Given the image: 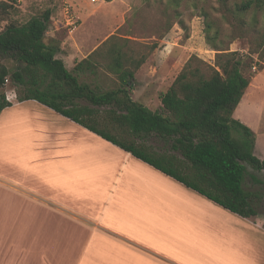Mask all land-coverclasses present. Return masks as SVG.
<instances>
[{
	"label": "crops",
	"instance_id": "crops-1",
	"mask_svg": "<svg viewBox=\"0 0 264 264\" xmlns=\"http://www.w3.org/2000/svg\"><path fill=\"white\" fill-rule=\"evenodd\" d=\"M76 46L63 37L56 57ZM8 99L0 264H264V215L225 208L36 99Z\"/></svg>",
	"mask_w": 264,
	"mask_h": 264
},
{
	"label": "trees",
	"instance_id": "trees-1",
	"mask_svg": "<svg viewBox=\"0 0 264 264\" xmlns=\"http://www.w3.org/2000/svg\"><path fill=\"white\" fill-rule=\"evenodd\" d=\"M17 3L0 0L1 13H10ZM250 7H258L264 16V0L242 3V9ZM51 21L52 9L47 8L0 31V57L20 63L12 71L0 63V87L10 77L23 89L19 100L36 99L50 106L235 213H259L254 205L258 195L244 186L245 162L264 169V158L254 153L252 127L234 117L250 83L240 58L228 56L219 64L222 72L213 68L209 77L185 66L160 94V108H151L132 97L129 86L135 71L124 66L120 53L112 64L119 74L116 88L104 90L82 80L81 74L95 66L93 52L68 69L56 57L61 40H45ZM10 105L0 94V113ZM126 134L140 140L156 136L171 152L127 141Z\"/></svg>",
	"mask_w": 264,
	"mask_h": 264
},
{
	"label": "rangeland",
	"instance_id": "rangeland-1",
	"mask_svg": "<svg viewBox=\"0 0 264 264\" xmlns=\"http://www.w3.org/2000/svg\"><path fill=\"white\" fill-rule=\"evenodd\" d=\"M64 1L18 0L11 17L0 20V31L50 8L54 13L55 36L60 40L69 37L78 41L77 53L68 54L66 49L64 55L60 52L69 69L83 58V52L91 50L95 66L81 74L82 80L104 90L116 88L120 80L112 64L120 53L124 66L135 71L129 86L132 97L158 109L160 94L185 66L209 77L213 68L222 72L219 64L228 56L240 58L250 83L243 102L236 108L241 117L236 111L234 117L252 127L256 135L254 153L264 158V16L261 9H242V3L247 0H101L97 3L68 0L78 19L74 32L69 33L63 13ZM48 34L46 38L51 35ZM0 63L11 71L20 64L2 57ZM22 92L10 77L0 87V94L4 93L7 98L18 97ZM124 137L127 141H143L161 152H171L169 145L156 136L144 140L128 134ZM245 165L244 186L258 195L254 205L264 215V169L247 162Z\"/></svg>",
	"mask_w": 264,
	"mask_h": 264
},
{
	"label": "built area",
	"instance_id": "built-area-1",
	"mask_svg": "<svg viewBox=\"0 0 264 264\" xmlns=\"http://www.w3.org/2000/svg\"><path fill=\"white\" fill-rule=\"evenodd\" d=\"M91 3H97L101 0H89ZM63 13L66 19V25L68 27L69 33L73 32L74 28L77 26V16L74 11L72 3H70L68 0L64 1L63 4Z\"/></svg>",
	"mask_w": 264,
	"mask_h": 264
}]
</instances>
